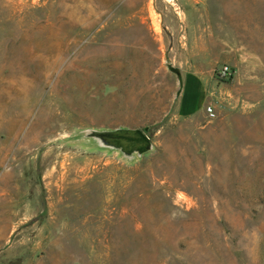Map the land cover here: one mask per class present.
Segmentation results:
<instances>
[{"label":"rangeland","instance_id":"rangeland-1","mask_svg":"<svg viewBox=\"0 0 264 264\" xmlns=\"http://www.w3.org/2000/svg\"><path fill=\"white\" fill-rule=\"evenodd\" d=\"M0 264H264V0H0Z\"/></svg>","mask_w":264,"mask_h":264},{"label":"crops","instance_id":"crops-1","mask_svg":"<svg viewBox=\"0 0 264 264\" xmlns=\"http://www.w3.org/2000/svg\"><path fill=\"white\" fill-rule=\"evenodd\" d=\"M212 86V83L205 78L199 76L187 77L182 86L180 113L183 116L200 113L205 94L208 88L211 89Z\"/></svg>","mask_w":264,"mask_h":264},{"label":"water","instance_id":"water-1","mask_svg":"<svg viewBox=\"0 0 264 264\" xmlns=\"http://www.w3.org/2000/svg\"><path fill=\"white\" fill-rule=\"evenodd\" d=\"M171 71L178 74L176 69L172 68ZM98 137L110 139L127 151L131 149L145 150L149 146V139L139 131L123 130L98 134Z\"/></svg>","mask_w":264,"mask_h":264},{"label":"built area","instance_id":"built-area-1","mask_svg":"<svg viewBox=\"0 0 264 264\" xmlns=\"http://www.w3.org/2000/svg\"><path fill=\"white\" fill-rule=\"evenodd\" d=\"M216 78L219 80V81H228L231 79L233 73H232V70L226 66V65H223L221 66L217 71H216ZM205 115L209 118V119H212V118H215L216 116V113H215V108L213 105H206L205 106Z\"/></svg>","mask_w":264,"mask_h":264},{"label":"trees","instance_id":"trees-1","mask_svg":"<svg viewBox=\"0 0 264 264\" xmlns=\"http://www.w3.org/2000/svg\"><path fill=\"white\" fill-rule=\"evenodd\" d=\"M139 132H141V131H139ZM142 133V132H141ZM143 134V133H142ZM144 135V134H143Z\"/></svg>","mask_w":264,"mask_h":264}]
</instances>
